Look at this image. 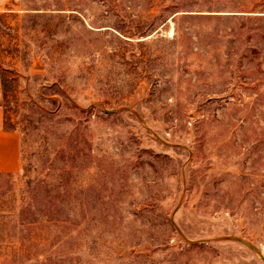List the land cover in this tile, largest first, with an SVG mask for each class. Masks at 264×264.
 Here are the masks:
<instances>
[{
	"label": "rangeland",
	"instance_id": "rangeland-1",
	"mask_svg": "<svg viewBox=\"0 0 264 264\" xmlns=\"http://www.w3.org/2000/svg\"><path fill=\"white\" fill-rule=\"evenodd\" d=\"M0 1V264H262L264 0Z\"/></svg>",
	"mask_w": 264,
	"mask_h": 264
},
{
	"label": "crops",
	"instance_id": "crops-1",
	"mask_svg": "<svg viewBox=\"0 0 264 264\" xmlns=\"http://www.w3.org/2000/svg\"><path fill=\"white\" fill-rule=\"evenodd\" d=\"M2 3V1H0ZM0 3V4H1ZM2 114L0 112V124ZM18 142L14 132L0 128V169L12 170L17 163Z\"/></svg>",
	"mask_w": 264,
	"mask_h": 264
},
{
	"label": "bare ground",
	"instance_id": "bare-ground-1",
	"mask_svg": "<svg viewBox=\"0 0 264 264\" xmlns=\"http://www.w3.org/2000/svg\"><path fill=\"white\" fill-rule=\"evenodd\" d=\"M230 230H231V234H232L231 236H233V237H230V240L228 241V243H233L236 247L241 248V249H247L246 246L248 244H246V242H244L243 240L239 239V236H240L239 228H237V227L233 228L232 226H230ZM254 244L259 246V244L256 241H254ZM257 248H259V247H257ZM260 250H261L263 256L258 253V250L257 251L254 250L253 251L254 253H252V255L255 258H257L258 260H260L262 262V264H264V246H261Z\"/></svg>",
	"mask_w": 264,
	"mask_h": 264
},
{
	"label": "water",
	"instance_id": "water-1",
	"mask_svg": "<svg viewBox=\"0 0 264 264\" xmlns=\"http://www.w3.org/2000/svg\"><path fill=\"white\" fill-rule=\"evenodd\" d=\"M219 240H225V238L224 237H212V238H203V239H200L198 241L199 242H208V241H212V242L214 241L215 242V241H219Z\"/></svg>",
	"mask_w": 264,
	"mask_h": 264
}]
</instances>
